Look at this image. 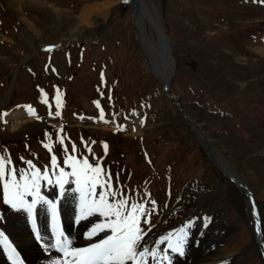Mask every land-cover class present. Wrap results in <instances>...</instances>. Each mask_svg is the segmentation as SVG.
I'll return each mask as SVG.
<instances>
[{
    "label": "rangeland",
    "instance_id": "obj_1",
    "mask_svg": "<svg viewBox=\"0 0 264 264\" xmlns=\"http://www.w3.org/2000/svg\"><path fill=\"white\" fill-rule=\"evenodd\" d=\"M123 1L0 0V155L6 170L14 169L23 184L22 173L27 180L39 169V189L51 190L60 166L71 173L69 156L87 158L102 169L95 195L143 204L150 214L140 218L142 247L154 249L173 228L210 214L221 232L207 234L221 239L213 257L264 264V0H157L175 59L170 87L179 105L147 72ZM61 40L60 47L43 48ZM27 103L36 114L12 126L7 114ZM58 105L63 117H50ZM182 112L243 174L258 204L260 239L243 193L192 139ZM4 182L0 227L10 211L3 206ZM76 188L70 183L67 190ZM78 207L80 192L64 210Z\"/></svg>",
    "mask_w": 264,
    "mask_h": 264
},
{
    "label": "snow or ice",
    "instance_id": "obj_2",
    "mask_svg": "<svg viewBox=\"0 0 264 264\" xmlns=\"http://www.w3.org/2000/svg\"><path fill=\"white\" fill-rule=\"evenodd\" d=\"M30 112H34L29 106ZM52 115L53 113H49ZM54 115L59 116V105ZM100 119H103V111L101 110ZM45 147H49L45 145ZM107 145H105V149ZM75 151V146H73ZM7 158L0 155V179H4V203L9 204L13 209H26L31 216L33 209L37 203L48 204L53 217V231L56 234V244L65 257H72L71 261L64 260L62 264H147L146 257L155 259L156 250H150L147 247H142L141 241L144 239L146 233L140 227V218L142 216L150 215L143 204H128L127 200H120L118 202H109L104 192L99 193V199H89L95 196V189L97 184H100L99 176L102 172L100 165L97 163L93 165L87 158H76L69 156L65 163H70L72 169L71 173H65L63 168H60V177L57 183L61 186V194H63V185L68 181L66 176L71 175L75 177L77 188L75 191L80 192V209L81 215L78 219L85 218L93 212H100L105 217H108V223L97 224L88 233L91 238L103 231L105 228L111 229L112 234L98 243H93L86 248H71V241L64 237L63 231L56 223L57 213L56 205L51 201L46 200L39 194V180L42 178L39 169H36L31 177L24 179V174H21V184L15 177V170H6ZM53 165L56 164V157H52ZM32 165L31 161L27 162ZM34 168L35 166L32 165ZM7 171H11V179H6ZM43 178H47V171L43 173ZM101 186H104L101 184ZM111 188V185H107ZM30 194L35 199L28 203L25 200V194ZM109 196H115L116 193L108 192ZM155 203V202H153ZM130 209V210H129ZM114 217V219H112ZM148 220H145L147 223ZM33 227L35 228V219L33 218ZM3 236V233H0ZM39 238V235H37ZM6 241L7 238L5 237ZM177 243H169L168 247L175 252L182 253L183 237H177ZM15 250L13 249V252ZM167 258V256H165Z\"/></svg>",
    "mask_w": 264,
    "mask_h": 264
},
{
    "label": "bare ground",
    "instance_id": "obj_3",
    "mask_svg": "<svg viewBox=\"0 0 264 264\" xmlns=\"http://www.w3.org/2000/svg\"><path fill=\"white\" fill-rule=\"evenodd\" d=\"M15 1L19 2L21 0H15ZM149 1L151 2L154 9H158L160 12V8L157 3V0H149ZM96 6L97 5H93V6L90 5L89 7L95 8ZM131 11H132V8H131ZM137 23L139 24L138 18H137ZM141 34H142V37L148 43L152 42V40L145 37L146 32L142 31ZM170 63H171V60H170ZM153 77L157 79L158 81H160L159 78H156V76H153ZM32 115L33 113L30 112L29 108L16 107L10 110L9 114H7V117L8 119H10L12 126H14L13 124L17 123L18 121H23L26 118L30 120ZM193 133L195 135L194 139L197 140V143H199L203 148L206 147L204 142L201 140L198 132L194 131ZM203 134H205L204 131H203ZM205 137L207 138L206 134H205ZM207 153L210 155L211 160L220 166L219 167L220 170L224 174L226 172V175L229 176L234 181L238 189L244 194V189H242L243 188L242 183L244 182L242 175L239 174L236 171V169L232 167L233 165L231 166V164L228 161V158H226L223 152L217 147H215V145L212 143V146L210 147V151L208 149ZM64 199L63 200L60 199V200L63 201V205H65L67 209V207L69 206V203H68V200L64 201ZM245 199L248 205L247 208L249 209L250 214L253 216L252 211H251L252 207L250 203L248 202L247 198ZM15 210L16 209H13L10 215L6 218V222L4 224V231H8L10 235L12 234L14 236V238L13 239L8 238L9 240L6 242L8 249L6 252L0 254V264H13L15 261L17 262L19 260V257H21L22 255H23L22 261H24L25 264H62L64 260H70L68 257L64 256L62 251L58 250L54 246L56 244L55 235L45 236L43 231H45L46 229L43 230L42 227H38V232H36V236L39 235V238L37 239L32 238L30 236V233L27 230L23 229L21 225L22 222L20 221L18 212ZM74 216H78V214H75ZM90 216L93 218H91ZM94 216L93 214H91V215L86 216L85 220H82L83 218L77 219L75 224H79V225H74L73 222H67L69 225L65 226L64 237H66L67 240L71 241V245H70L71 248L89 247L91 244L98 243L100 240L105 239L108 235L112 234L111 229L105 228L103 231L99 232L97 235L89 238L88 233L93 229L95 225L106 224L108 223V219H109L108 217H105L101 213L94 215ZM212 217H214V215H212ZM112 219H114V217H112ZM220 225L221 224L219 222V226ZM198 226L194 222H192L186 229L174 232L170 238L166 237L164 239H161V243L163 244V252L159 253L156 251L157 255L155 259H153L152 257H146L145 259L147 261V264H159L162 259H163V264H166V263L167 264H237V262H233V258L223 259V257H213V252H212L213 249L211 250L210 248L213 244H215L218 241L217 238L219 237V234H221V232L218 231L219 227L214 229V227L216 226L215 225L212 227V229L210 228V230H212V233L214 235L218 234L217 238H212L206 235L203 237V240H202L204 241V243L198 244V242L195 240V237H194L195 235L194 233L200 231ZM45 232L50 233V231L48 232V230ZM178 236L183 237L182 245L185 244L186 246L185 251L182 253L175 252L171 248L168 247L170 242L173 244L178 242L177 241ZM257 236L258 235H255L257 239H260ZM13 249L15 250L14 252H13ZM165 256H167V258H165ZM128 264H131V262L129 261Z\"/></svg>",
    "mask_w": 264,
    "mask_h": 264
},
{
    "label": "water",
    "instance_id": "obj_4",
    "mask_svg": "<svg viewBox=\"0 0 264 264\" xmlns=\"http://www.w3.org/2000/svg\"><path fill=\"white\" fill-rule=\"evenodd\" d=\"M128 2L131 4L132 22L135 28L136 38L140 44L143 62L147 69L154 76L159 78L160 81L164 82L165 87L168 88L170 77L174 73L175 64L171 52L170 39L167 36L161 21V14L158 9H154L149 0H125L123 3L126 4ZM137 18L139 19V24L137 23ZM142 31L146 32L145 37L152 40L151 43H148L142 37ZM182 115L184 120L189 124L191 133L193 134V131H197L206 146V150L208 151L209 149L210 151L212 143L207 140L201 128L197 126L195 122L191 121L184 113ZM242 187L245 195L256 208L257 204L255 203L245 181L242 183Z\"/></svg>",
    "mask_w": 264,
    "mask_h": 264
}]
</instances>
